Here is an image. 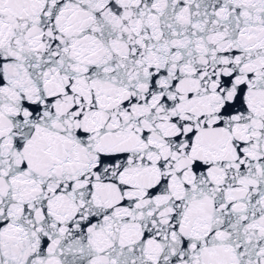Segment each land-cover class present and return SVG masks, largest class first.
Masks as SVG:
<instances>
[{"label":"snow or ice","instance_id":"1","mask_svg":"<svg viewBox=\"0 0 264 264\" xmlns=\"http://www.w3.org/2000/svg\"><path fill=\"white\" fill-rule=\"evenodd\" d=\"M0 264H264V0H0Z\"/></svg>","mask_w":264,"mask_h":264}]
</instances>
